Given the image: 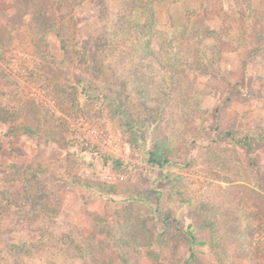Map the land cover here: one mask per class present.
Returning <instances> with one entry per match:
<instances>
[{"label":"rangeland","instance_id":"obj_1","mask_svg":"<svg viewBox=\"0 0 264 264\" xmlns=\"http://www.w3.org/2000/svg\"><path fill=\"white\" fill-rule=\"evenodd\" d=\"M31 1L0 0V71L56 121H0V264H250L236 238L264 219V59L244 55L226 0H157L155 57L133 27L141 0H41L47 47Z\"/></svg>","mask_w":264,"mask_h":264},{"label":"trees","instance_id":"obj_2","mask_svg":"<svg viewBox=\"0 0 264 264\" xmlns=\"http://www.w3.org/2000/svg\"><path fill=\"white\" fill-rule=\"evenodd\" d=\"M135 1L136 0L131 2L134 3ZM209 1L215 3L219 0ZM254 2L256 5H254ZM31 3V12L29 13L27 30L31 35L37 36V38L41 40L42 45L47 47L45 39L49 30L52 28V23L47 16L46 6L41 0H34V2L31 1ZM95 3L101 4L102 0H95ZM157 3V0H141L140 5L138 7L136 6L137 12L135 9L133 11L134 14H143L144 21L148 19L147 23H144L143 25H139L137 21L133 27L140 30L141 36L144 40L139 47L140 51L143 55L150 57L156 56V52L150 48V43L154 34L153 25L156 19ZM226 3L229 9L233 12L235 19L238 21L240 30L237 35V41L239 46L244 48V55L248 58L258 56L264 59V0H226ZM136 7L133 6V8ZM129 13L130 11L126 7L125 9L121 8L116 11L115 15L119 17V21L112 23L117 32H122L124 31V28H126L125 22L128 18H131L127 15ZM101 18H104V16H101ZM106 18V20H108V17ZM120 22L122 25H119ZM203 32V35L207 37H220L214 29L206 28ZM107 36V31L103 30L99 37L96 38L98 44L97 48L108 44ZM184 36L185 35L183 34V37ZM198 44L199 47L194 48L196 55H198V52H203L204 49V45H202L201 42H198ZM102 60V56L99 54L98 60H96L98 68L102 67ZM163 82V92H166V96H170L175 81H170L165 77ZM0 121L3 124L8 125L9 129L13 132H20L24 135H35L44 126H49L50 128L56 120L47 108L33 97L25 95L23 89L17 86L7 74L0 71ZM224 134L226 137L231 138L236 144L241 145L246 152L250 151L247 144V137L238 138L234 135V132L229 129H225ZM165 149L166 147L163 143L156 142L154 148L149 152V162L157 165L165 164L167 162ZM69 182L71 184L78 183V181ZM79 185L82 188L95 187V185H88L86 181ZM97 188L101 189L100 186H97ZM260 220L261 222L257 219V222L253 221V223L248 224L245 229L248 233L246 235L241 233L236 238L238 241L237 243L245 251V258L250 264H264V219ZM11 264L20 263L17 260H14Z\"/></svg>","mask_w":264,"mask_h":264}]
</instances>
